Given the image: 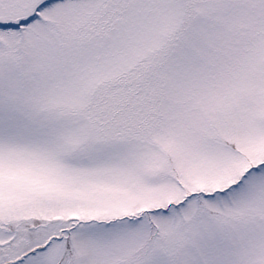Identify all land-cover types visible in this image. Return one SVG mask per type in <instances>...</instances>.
<instances>
[{"label":"snow or ice","instance_id":"6c2138e0","mask_svg":"<svg viewBox=\"0 0 264 264\" xmlns=\"http://www.w3.org/2000/svg\"><path fill=\"white\" fill-rule=\"evenodd\" d=\"M0 264H264V0H0Z\"/></svg>","mask_w":264,"mask_h":264}]
</instances>
